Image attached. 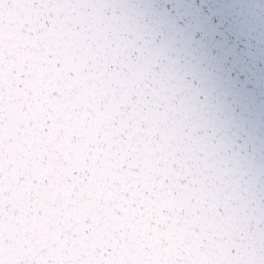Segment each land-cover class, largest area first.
<instances>
[{"label": "snow or ice", "instance_id": "6c2138e0", "mask_svg": "<svg viewBox=\"0 0 264 264\" xmlns=\"http://www.w3.org/2000/svg\"><path fill=\"white\" fill-rule=\"evenodd\" d=\"M0 264H264V0H0Z\"/></svg>", "mask_w": 264, "mask_h": 264}]
</instances>
